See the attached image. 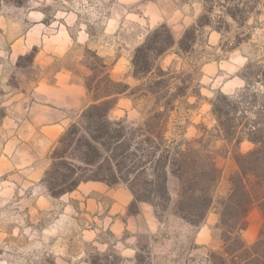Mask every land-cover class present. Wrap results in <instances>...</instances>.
Returning <instances> with one entry per match:
<instances>
[{
    "label": "trees",
    "instance_id": "1",
    "mask_svg": "<svg viewBox=\"0 0 264 264\" xmlns=\"http://www.w3.org/2000/svg\"><path fill=\"white\" fill-rule=\"evenodd\" d=\"M204 10L196 22L184 29L176 40L169 26L162 23L151 29L131 55V76L138 81L130 86L112 78L104 57L86 50L94 61L85 60L91 73L84 84L90 103L57 139L50 151V163L41 183L52 197L74 190L80 182L101 181L108 185L122 183L133 195L128 207L138 211L139 202L154 206L156 214L166 211L170 203L168 176L178 179V215L188 224L199 226L214 207V191L221 176L216 165L218 150L212 139L169 140V120L174 102L187 95L189 76H172L169 68L157 63L160 56L175 47L181 56L190 52L198 32L213 27L210 14L220 5L223 14L234 20H246L249 10L243 0H204ZM20 56L17 65L20 63ZM32 60V54L26 55ZM238 76L244 86L235 94L217 91L210 100L215 120L212 138L222 146H232L236 170L229 176L230 188L217 201L221 245L208 254L210 264H264V90L253 88L255 81L264 87V54L260 62L248 61ZM150 102L137 122L124 118L112 120L109 112L121 94ZM192 93L200 95L199 90ZM251 147L240 151V143ZM257 207L262 224L255 240L246 243L242 231L247 216Z\"/></svg>",
    "mask_w": 264,
    "mask_h": 264
},
{
    "label": "rangeland",
    "instance_id": "2",
    "mask_svg": "<svg viewBox=\"0 0 264 264\" xmlns=\"http://www.w3.org/2000/svg\"><path fill=\"white\" fill-rule=\"evenodd\" d=\"M203 1L143 0V7L138 8V13L126 16L122 15L120 9L112 18L118 19L119 24L124 26L119 34V43L123 45L99 48V55L104 57L105 63L110 67L112 78L122 80L130 86L138 84L131 76L130 60L134 49L124 42L129 43V39L135 37L141 26H147L150 31L162 23L169 26L174 38L178 40L184 29L194 24L203 12ZM243 2L249 10L246 20L232 19L223 14L221 6L217 4L210 19L212 26L220 31L205 26L199 30L190 52L179 56L174 47L157 60L163 68L171 70L172 76L181 73L190 78L187 95L174 102L168 125V139L189 140L197 145L195 140L199 137L203 136L206 140L211 138V147L219 151L217 157H225L228 152L232 157V146L217 145V139L212 138L215 120L210 111V100L217 91L235 94L241 89L244 82L238 76L239 71L248 61L260 62L264 54V0ZM51 4L52 0H0V15L6 19L7 25L15 22L21 26L24 21L27 24L37 23L39 15H31V10L47 9ZM48 17L45 12V21ZM0 23L5 25L4 21ZM98 34L102 37L105 35L103 31ZM86 50H94H83L84 59L93 62V57ZM11 58L12 55L6 53L4 48L0 49L1 77L12 70ZM31 61L25 55L20 60L22 66L19 69L30 76L36 73ZM253 88L261 92L264 90L260 81H255ZM4 89V86H0V264H119L116 255H99L92 241L84 239L88 235L81 233L66 196L56 198L47 193L41 183L42 169L46 162L42 155L46 144L18 142L13 133L14 127H10L9 123L3 124L1 119L8 106L1 105L7 99L3 95ZM197 89L200 95L192 93ZM88 101L90 102L89 96ZM149 106L148 100H133L124 93L109 112V118H124L129 123H137ZM250 147L251 145L244 143L238 149L246 151ZM226 166L230 170V165ZM219 197L221 195L215 189L216 209ZM163 213L161 212V217ZM247 221V227L259 230L262 224L261 214H256L251 209ZM206 223L205 218L199 226L205 227ZM211 235L216 241V248L209 252L219 249L221 245L217 223L211 229ZM144 259L142 257L140 264H143ZM198 264L203 263L200 260Z\"/></svg>",
    "mask_w": 264,
    "mask_h": 264
},
{
    "label": "crops",
    "instance_id": "3",
    "mask_svg": "<svg viewBox=\"0 0 264 264\" xmlns=\"http://www.w3.org/2000/svg\"><path fill=\"white\" fill-rule=\"evenodd\" d=\"M140 7L143 0H52L47 9L31 10V15H39L37 23L24 21L21 26L15 22L7 25L0 15V21L5 22L3 26L0 23V49L12 55V70L0 76V86L5 87L3 95L7 97L1 105H8L1 121L14 127L18 142L46 144L42 174L57 139L90 103L84 80L91 69L85 63L83 50L88 48L99 54V48L123 45L119 34L124 26L112 17L120 9L124 16L138 13ZM102 31L105 35L98 36ZM148 32L147 26H141L125 45L134 49ZM28 54H32L31 65L36 69L31 76L17 65L18 58ZM244 143L251 145L247 141L240 145ZM215 161L222 169L216 191L224 196L236 163L229 152ZM178 187V179L169 175L171 199L162 217L147 202H139L138 211L130 213L133 195L122 183L80 182L60 197L66 196L81 233L88 235L84 239L92 241L99 255H116L119 264H140L142 257L143 264H198L200 260L210 264L208 252L216 248L211 229L218 222V211L214 207L209 210L205 227L186 223L177 212ZM252 210L260 214L257 207ZM257 231L247 227L242 231L243 240L253 242Z\"/></svg>",
    "mask_w": 264,
    "mask_h": 264
}]
</instances>
